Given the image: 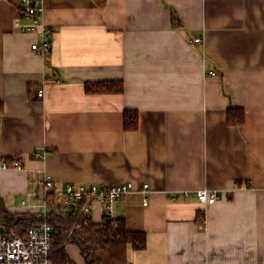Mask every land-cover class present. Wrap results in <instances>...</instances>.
Here are the masks:
<instances>
[{"label":"crops","instance_id":"1","mask_svg":"<svg viewBox=\"0 0 264 264\" xmlns=\"http://www.w3.org/2000/svg\"><path fill=\"white\" fill-rule=\"evenodd\" d=\"M42 5L46 57L31 48L41 35L16 27L20 0H0L4 210L36 216L38 172L58 187L129 182L114 216L147 235L145 249L128 248L130 264H264V0ZM101 81H122L124 92H86ZM230 108L244 111L242 125L228 123ZM127 112L138 129L125 130ZM14 159L24 168L4 167ZM201 189L218 191L217 202L201 204ZM9 196L28 200L16 210ZM103 213L96 204L93 221ZM66 254L86 264L77 245Z\"/></svg>","mask_w":264,"mask_h":264},{"label":"built area","instance_id":"2","mask_svg":"<svg viewBox=\"0 0 264 264\" xmlns=\"http://www.w3.org/2000/svg\"><path fill=\"white\" fill-rule=\"evenodd\" d=\"M43 13L42 0H20V16L24 21L19 20L16 27L22 32H39L40 40L33 42L31 48L37 55L46 57L52 51V37L51 30L44 23ZM190 42L199 44L202 39L194 38ZM209 73L211 76L215 75L214 71ZM38 96L42 98L44 90H39ZM35 156H40L39 150L35 151ZM4 167L23 169L24 164L21 160L14 159L12 162H6ZM31 184L29 195L40 202V210L36 217L41 221L37 225L26 227L21 234L14 225L8 227L0 220V264H51L54 248V229L48 222V199L51 192H55V204L63 218L78 215L85 221L93 220V209L96 204H99L104 211L103 219L111 221L113 226L117 227L119 222L114 216V207L119 200L134 190L129 182L101 185L67 183L57 188L51 176L45 172H38ZM148 188L149 185L144 184L141 192L147 193ZM197 197L201 204L209 205L217 202L219 194L216 190L201 189L197 191ZM147 204L145 199L144 205ZM205 227L204 222L199 225L200 230H204Z\"/></svg>","mask_w":264,"mask_h":264},{"label":"trees","instance_id":"3","mask_svg":"<svg viewBox=\"0 0 264 264\" xmlns=\"http://www.w3.org/2000/svg\"><path fill=\"white\" fill-rule=\"evenodd\" d=\"M174 22H179L173 17ZM85 90L89 94H120L124 92L122 81L87 82ZM230 125H242L245 113L242 109L230 108L227 113ZM139 117L137 112H127L124 115L125 130L138 129ZM12 162V161H11ZM57 188H59L57 186ZM48 222L54 229L53 253L51 263L70 264L66 246L75 244L80 248L86 264H130L127 259L128 248L143 250L147 245L145 232L130 231L124 219H118V226L103 219L101 222L85 221L78 215L63 218L55 204V192H51ZM0 220L8 227L14 225L22 234L26 227L37 225L41 219L32 214H9L0 207ZM72 234L69 235L70 231Z\"/></svg>","mask_w":264,"mask_h":264},{"label":"rangeland","instance_id":"4","mask_svg":"<svg viewBox=\"0 0 264 264\" xmlns=\"http://www.w3.org/2000/svg\"><path fill=\"white\" fill-rule=\"evenodd\" d=\"M26 33H39V32H26ZM193 45H196V44H193ZM23 200H28V198H20V197L9 196V197L5 198L6 207L7 208H13V209H16V210L18 208H22L23 207L22 206L23 205ZM25 202H27V201H25Z\"/></svg>","mask_w":264,"mask_h":264}]
</instances>
